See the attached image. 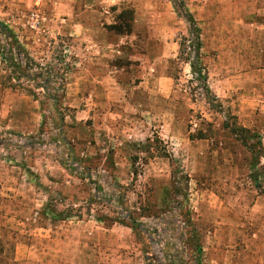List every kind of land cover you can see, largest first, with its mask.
<instances>
[{
	"label": "rangeland",
	"instance_id": "rangeland-1",
	"mask_svg": "<svg viewBox=\"0 0 264 264\" xmlns=\"http://www.w3.org/2000/svg\"><path fill=\"white\" fill-rule=\"evenodd\" d=\"M36 1L0 0V264H264V154L248 150L261 139L237 113L254 94L246 61L235 59L234 99L215 101L204 87L218 78L214 61H202L198 30L183 24L177 58L160 68L196 103L190 141L205 144L143 124L136 107L137 123L104 124L125 108L68 105L70 72L81 69L56 29L71 5L101 0ZM236 3L238 25L264 23V0ZM248 63L264 69V59ZM253 79L264 83V72ZM86 229L99 235L91 246Z\"/></svg>",
	"mask_w": 264,
	"mask_h": 264
},
{
	"label": "crops",
	"instance_id": "crops-1",
	"mask_svg": "<svg viewBox=\"0 0 264 264\" xmlns=\"http://www.w3.org/2000/svg\"><path fill=\"white\" fill-rule=\"evenodd\" d=\"M138 1L111 0L107 3V0H101L98 3L73 4L69 19L56 25L58 34L69 36V42L74 44H71L75 50L74 65L81 69L70 72L74 78L70 86L76 94L69 98L68 105L80 102V105L84 103L88 107L125 108L122 115L108 112L104 123L111 120L110 123H120V128L124 123L136 122L137 118L128 112L130 109L141 108L143 119L140 122L146 125L159 123L174 137L179 134L190 141L189 118L196 103L187 90L178 89L174 80L167 76L168 72L161 71L160 64L164 59L177 58L180 52V42L176 37L178 27L186 24L188 33L192 35L195 25L200 36L202 61H214L212 69L216 70L211 75L218 78L212 77V82L207 81V87L216 100L234 99L235 93L231 88L236 84L235 59L241 57L246 61L248 66L244 75L252 81L243 86L246 91L254 87L253 95L257 96L245 94L246 106L237 112L239 126L260 137L264 152V83L253 79L258 71L264 72V69L255 70L248 63L256 58L264 59V23L240 21L238 25L236 0ZM127 12L131 18L124 21ZM124 23L130 25L129 30L115 29ZM78 45H85L84 62L78 59ZM186 67L191 69V64H186ZM80 76H85V79ZM122 77H126L128 82L124 83ZM224 123L223 118L218 122L219 131ZM197 140L190 141V144H205L202 139ZM116 166L120 171L126 165L117 162ZM81 234L85 246H91L99 236L90 229ZM59 258L61 260L62 255ZM82 260L83 263L56 264H93L87 262L86 256Z\"/></svg>",
	"mask_w": 264,
	"mask_h": 264
},
{
	"label": "trees",
	"instance_id": "trees-1",
	"mask_svg": "<svg viewBox=\"0 0 264 264\" xmlns=\"http://www.w3.org/2000/svg\"><path fill=\"white\" fill-rule=\"evenodd\" d=\"M124 18H126V19H124V21L126 20H128V19H130L131 18V14L130 13H125V15H124ZM189 18V20L193 23V21H192V19H191V17H188ZM125 24V23H124ZM194 24V23H193ZM115 29H117V30H120V31H124V30H129L130 29V25L128 24V23H126L125 25H121L120 27H115ZM197 31V29L194 27V30H193V33H195ZM196 40H197V42H198V51L200 50L199 48V46H200V44H199V36H196ZM194 68H195V65L194 64H192V69H193V71H194V73L196 74V71L194 70ZM200 77H201V75H200ZM204 83H205V88H206V90H207V92H209V89H208V87H207V78L206 77H204ZM210 93V92H209ZM213 97V96H212ZM213 99H215V97H213ZM215 101H216V99H215ZM240 127V126H239ZM240 128H242V127H240ZM230 129H231V131H232V133H233V135H235V133H234V131H233V129L231 128V126H230ZM243 130H245L246 132H250V134H252V131H250V130H247V129H245V128H242ZM253 135V134H252ZM236 136V135H235ZM150 142V141H149ZM261 143V142H260ZM243 145L245 146V147H247L248 146V140L245 142L244 141V143H243ZM259 149H258V152H257V149H256V147L254 148V149H250V148H248V150H250V152L252 153V155L254 154V156L257 158V157H259V156H261V155H263L264 154V152L262 151V149H261V146H259L258 147ZM256 149V150H255ZM259 153V154H258ZM258 161V160H257ZM257 161L254 163V164H258L259 165V163H257Z\"/></svg>",
	"mask_w": 264,
	"mask_h": 264
},
{
	"label": "built area",
	"instance_id": "built-area-1",
	"mask_svg": "<svg viewBox=\"0 0 264 264\" xmlns=\"http://www.w3.org/2000/svg\"><path fill=\"white\" fill-rule=\"evenodd\" d=\"M36 5H37V6L40 5V0H37V1H36ZM32 16H33V17H37L38 15L34 13Z\"/></svg>",
	"mask_w": 264,
	"mask_h": 264
}]
</instances>
